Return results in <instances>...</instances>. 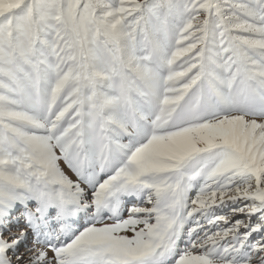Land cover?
Listing matches in <instances>:
<instances>
[{"label":"snow or ice","instance_id":"snow-or-ice-1","mask_svg":"<svg viewBox=\"0 0 264 264\" xmlns=\"http://www.w3.org/2000/svg\"><path fill=\"white\" fill-rule=\"evenodd\" d=\"M0 264H264V0H0Z\"/></svg>","mask_w":264,"mask_h":264},{"label":"rangeland","instance_id":"rangeland-1","mask_svg":"<svg viewBox=\"0 0 264 264\" xmlns=\"http://www.w3.org/2000/svg\"><path fill=\"white\" fill-rule=\"evenodd\" d=\"M230 207H231V206H229V207H227V208L224 209L225 212L229 213V215H230V219L234 220V219L240 218V217H242V216L244 215L243 213H239V212H237V213H235V214H231V213H230ZM256 235H257V234H254V236H256ZM29 240H30V242H31V239H29ZM26 242H27V241H26ZM21 251H22V246H21Z\"/></svg>","mask_w":264,"mask_h":264},{"label":"bare ground","instance_id":"bare-ground-1","mask_svg":"<svg viewBox=\"0 0 264 264\" xmlns=\"http://www.w3.org/2000/svg\"><path fill=\"white\" fill-rule=\"evenodd\" d=\"M26 247H32V241L30 242V240H28L25 242V244L22 245V251H24Z\"/></svg>","mask_w":264,"mask_h":264}]
</instances>
